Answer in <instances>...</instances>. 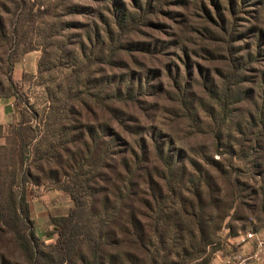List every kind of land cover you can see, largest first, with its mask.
I'll return each mask as SVG.
<instances>
[{
  "label": "rangeland",
  "instance_id": "obj_1",
  "mask_svg": "<svg viewBox=\"0 0 264 264\" xmlns=\"http://www.w3.org/2000/svg\"><path fill=\"white\" fill-rule=\"evenodd\" d=\"M215 2L122 28L140 2L0 0V264H27L1 231L24 186L51 257L64 185L101 264H220L227 239L264 230V0Z\"/></svg>",
  "mask_w": 264,
  "mask_h": 264
},
{
  "label": "trees",
  "instance_id": "obj_2",
  "mask_svg": "<svg viewBox=\"0 0 264 264\" xmlns=\"http://www.w3.org/2000/svg\"><path fill=\"white\" fill-rule=\"evenodd\" d=\"M136 1L138 4L139 2L141 3V5L139 4V11L125 14V12L122 13L120 10H116V15L118 17L122 16V28H127V24L131 28H138L144 18V13L142 12H147L148 10L155 11V9L163 8V6L168 4V0ZM230 1L231 11H233L235 0ZM213 2L218 6L215 0ZM203 9L205 10L206 7L203 6ZM168 13L170 14V12ZM147 49L150 53L152 52L150 47H147ZM11 96L19 104L16 95L12 94ZM60 191L69 197L72 201V206L65 215H54L52 212L46 211L50 226L52 227L51 231L46 232V236L50 238L55 237L56 239L55 244L49 247L53 257L43 250L45 246L44 241L38 234L37 224L33 217L36 204L32 197L35 194L27 186L23 187L19 197L17 211L11 213L7 219L3 220V230L1 231L13 235L16 245L21 250L27 264H66L75 256L77 250L82 245H86L89 248L91 264H101L104 254L102 253V245L99 242V231L96 228L85 225V219L89 213L87 202L82 195L74 193L72 189L65 185L60 188ZM228 244H230L229 239L225 242L226 254L235 248L234 244ZM181 255L184 256V259L192 256L185 252L181 253Z\"/></svg>",
  "mask_w": 264,
  "mask_h": 264
},
{
  "label": "built area",
  "instance_id": "obj_3",
  "mask_svg": "<svg viewBox=\"0 0 264 264\" xmlns=\"http://www.w3.org/2000/svg\"><path fill=\"white\" fill-rule=\"evenodd\" d=\"M226 254L220 264H264V230L247 231ZM187 264H206L195 260Z\"/></svg>",
  "mask_w": 264,
  "mask_h": 264
}]
</instances>
